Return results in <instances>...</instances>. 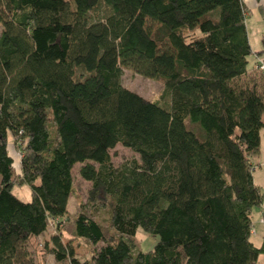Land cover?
<instances>
[{
  "label": "trees",
  "instance_id": "16d2710c",
  "mask_svg": "<svg viewBox=\"0 0 264 264\" xmlns=\"http://www.w3.org/2000/svg\"><path fill=\"white\" fill-rule=\"evenodd\" d=\"M247 13L243 0H0V264H44L36 240L52 224L43 250L56 264H264L250 159L264 49L250 46ZM124 67L162 97L125 87ZM118 145L138 158L115 165ZM76 164L91 189L70 218ZM139 227L158 237L149 251L135 248Z\"/></svg>",
  "mask_w": 264,
  "mask_h": 264
},
{
  "label": "rangeland",
  "instance_id": "374dc122",
  "mask_svg": "<svg viewBox=\"0 0 264 264\" xmlns=\"http://www.w3.org/2000/svg\"><path fill=\"white\" fill-rule=\"evenodd\" d=\"M99 14H104L105 6L103 4L100 5L98 9ZM152 22H148V27L155 28ZM246 27H248V37L250 40V46L256 49L264 48V14L262 10L259 8H248V13L246 17ZM3 30V26L0 23V34ZM123 85L130 90H134L142 97H145L150 100L161 98V93L163 91V85L157 81L152 80L150 78H146L143 75H139L134 72L133 69L129 67L123 68ZM10 136V135H9ZM22 142H17L10 136L9 142V153L11 157L14 159V169L16 178H21L22 169H21V160L24 154L23 147H21ZM112 154L113 161L115 165H122L125 162H129L135 158H138V154L132 152L130 149L118 145L115 149H112L110 152ZM82 164H76L73 169L74 173V193L70 196V202L68 205L69 217L73 218L75 216L77 210L76 208L82 202L87 201V195L89 190L91 189V183L85 180L83 177L79 175V170ZM13 191L24 201H29L32 198V190H30L29 186L20 187L16 185ZM255 213V211L253 212ZM64 225V224H62ZM59 230L55 225H50V228L41 236H39L38 240H36L39 248H35L38 253V258L43 260L44 264H56L55 257L52 254H45L43 250L46 247V242L51 244V238L53 235L59 234ZM71 235L68 232H63L62 241L63 243H69L73 245L75 252L80 254L81 256L90 257V251L93 249L84 240L81 239H71ZM158 237L152 234H147L141 227L138 228V232L135 236V248L137 251H149L154 247L157 243ZM72 240V241H71ZM101 243L95 245V247H100ZM33 250V249H32ZM40 256V257H39Z\"/></svg>",
  "mask_w": 264,
  "mask_h": 264
},
{
  "label": "crops",
  "instance_id": "0c3cea01",
  "mask_svg": "<svg viewBox=\"0 0 264 264\" xmlns=\"http://www.w3.org/2000/svg\"><path fill=\"white\" fill-rule=\"evenodd\" d=\"M248 8H259L264 14V0H243ZM248 28V27H247ZM254 49V48H253ZM264 49V48H263ZM263 49H256L255 51H261ZM264 56V53L263 55ZM264 119V116H263ZM261 150L259 153L250 156L254 170V181L261 186L264 192V129L261 131ZM264 202V200H263ZM255 211V213H253ZM253 229L251 232L252 241L257 246L264 242V203L258 208L253 210ZM260 262L264 263V254L260 255Z\"/></svg>",
  "mask_w": 264,
  "mask_h": 264
},
{
  "label": "built area",
  "instance_id": "2783aa9c",
  "mask_svg": "<svg viewBox=\"0 0 264 264\" xmlns=\"http://www.w3.org/2000/svg\"><path fill=\"white\" fill-rule=\"evenodd\" d=\"M258 59V66L263 70L264 69V56L263 57H257Z\"/></svg>",
  "mask_w": 264,
  "mask_h": 264
}]
</instances>
